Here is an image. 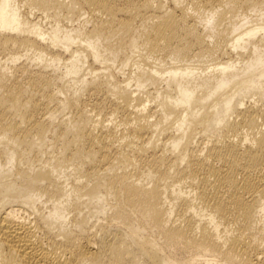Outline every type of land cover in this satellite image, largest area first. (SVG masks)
I'll use <instances>...</instances> for the list:
<instances>
[{"label":"bare ground","instance_id":"bare-ground-1","mask_svg":"<svg viewBox=\"0 0 264 264\" xmlns=\"http://www.w3.org/2000/svg\"><path fill=\"white\" fill-rule=\"evenodd\" d=\"M258 216L264 0H0V264H264Z\"/></svg>","mask_w":264,"mask_h":264},{"label":"rangeland","instance_id":"rangeland-1","mask_svg":"<svg viewBox=\"0 0 264 264\" xmlns=\"http://www.w3.org/2000/svg\"><path fill=\"white\" fill-rule=\"evenodd\" d=\"M236 9H237V8H236ZM236 9H234V10H236ZM239 11H241V10H239ZM248 12H249V11H248ZM84 17H85V16H84ZM37 19H38V18H36V20H37ZM44 20H45V18H42V22H44ZM206 64H208V62H207ZM100 118H101V116H100ZM102 118H104V116H103ZM235 225H236V224H233V225H231V226L225 228V231H223L222 235H224L225 232H227V231H229V232L231 233V229H232V228H235ZM263 225H264V217L258 216V217L255 218V223H253V224L250 226L249 230H248V232H250L252 235H254V237H255V241H256V243L259 245L260 250H262V249L264 248V241L260 238V228H261ZM226 235H227V234H226ZM223 238H224V236H223ZM262 255H263V254L261 253L260 256H262ZM186 256H187V254H186ZM208 258H213V257L208 256ZM81 264H89V261H88V260H83V261L81 262Z\"/></svg>","mask_w":264,"mask_h":264}]
</instances>
